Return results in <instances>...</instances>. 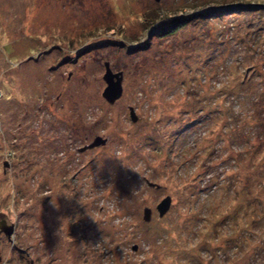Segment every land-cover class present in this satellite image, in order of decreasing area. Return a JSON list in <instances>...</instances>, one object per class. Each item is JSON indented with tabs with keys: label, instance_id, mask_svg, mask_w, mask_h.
<instances>
[{
	"label": "rangeland",
	"instance_id": "obj_1",
	"mask_svg": "<svg viewBox=\"0 0 264 264\" xmlns=\"http://www.w3.org/2000/svg\"><path fill=\"white\" fill-rule=\"evenodd\" d=\"M263 6L0 0V264H264Z\"/></svg>",
	"mask_w": 264,
	"mask_h": 264
},
{
	"label": "water",
	"instance_id": "obj_2",
	"mask_svg": "<svg viewBox=\"0 0 264 264\" xmlns=\"http://www.w3.org/2000/svg\"><path fill=\"white\" fill-rule=\"evenodd\" d=\"M160 1V0H157ZM106 74L104 76V81L107 84V88L105 89L103 93V97L106 101H108L110 104H115L123 95V74H114V72L111 70L109 64H106ZM131 111V117L134 122L138 121V118L136 116L135 110L133 108L130 109ZM102 144H106V140L102 138H97L95 142L87 148H95L99 147ZM86 148V149H87ZM154 186V184H152ZM172 205V199L170 197L163 200L159 206L157 207V210L161 217H163L165 214L168 213ZM8 219V217L5 214H2ZM152 216V210L146 209L145 210V220L150 221ZM9 220V219H8ZM10 222V221H9ZM4 227V226H3ZM13 228L10 227L9 231L4 230L7 235H12Z\"/></svg>",
	"mask_w": 264,
	"mask_h": 264
},
{
	"label": "flooded vegetation",
	"instance_id": "obj_3",
	"mask_svg": "<svg viewBox=\"0 0 264 264\" xmlns=\"http://www.w3.org/2000/svg\"><path fill=\"white\" fill-rule=\"evenodd\" d=\"M4 226V227H3ZM12 227V235H7L4 230L9 231V228ZM17 233V225H14L9 222L8 219L4 215H2V212H0V247H8L9 244H14V240L16 238ZM13 247V246H12ZM14 250H19L17 247L13 248ZM1 250V249H0ZM1 252V251H0ZM1 261V258H0Z\"/></svg>",
	"mask_w": 264,
	"mask_h": 264
},
{
	"label": "trees",
	"instance_id": "obj_4",
	"mask_svg": "<svg viewBox=\"0 0 264 264\" xmlns=\"http://www.w3.org/2000/svg\"><path fill=\"white\" fill-rule=\"evenodd\" d=\"M256 6H258V7H262V5H259V4H258V5H256ZM263 7H264V6H263ZM253 9H255V8H253ZM244 11H245V10H244ZM185 25H186V24H185ZM164 33H165V32H164Z\"/></svg>",
	"mask_w": 264,
	"mask_h": 264
}]
</instances>
